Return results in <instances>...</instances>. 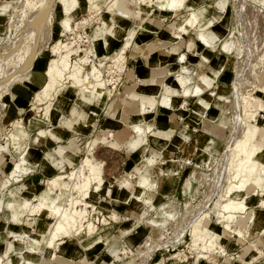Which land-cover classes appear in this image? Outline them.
I'll return each instance as SVG.
<instances>
[{"label":"rangeland","instance_id":"obj_1","mask_svg":"<svg viewBox=\"0 0 264 264\" xmlns=\"http://www.w3.org/2000/svg\"><path fill=\"white\" fill-rule=\"evenodd\" d=\"M8 1L11 2V6L8 5L9 11L5 16L0 17V148L5 146V136L7 133H9V131L11 132L15 129V123L19 120L20 124H22V127L24 126L23 130H27V134L36 133L38 127H51L49 120L43 115V110H38V113L33 111L31 119L29 118V110L32 106L31 100L33 96L32 87L34 86L29 84L30 89L28 90L25 88V91L22 92V95H24V97L27 99L26 105L21 110L13 108L10 101V95L13 89H21L23 88L24 84L28 85L27 80L17 81V77H19L20 73L23 70L24 73L27 71L30 72V70L33 69L36 59H38L45 68L49 60L54 57L52 47L55 45L56 41L66 37L70 38L68 40L69 42H77L75 44L76 54L72 55L73 60L83 56L86 49L93 45L95 56H89L93 59V63L97 68H104L102 69L103 74L106 66H108V68L111 67V65L112 67L116 66L120 70L123 68V72L113 73V78L115 79H112L110 84V79L106 78L108 80L106 81V92L110 99L105 105L99 106L96 104L97 107H100L105 111H102L101 109L96 111V109H94V117L99 119L100 126H109L105 121L107 119L110 120L112 117V113L110 114L109 108L114 106L112 111L115 118L113 119L116 121L114 123L116 126H118L117 128L123 126L125 127V123L119 121V118L122 114L119 104L114 103L121 99V97H127L126 94L129 93V90H131L130 87L136 86L138 84L133 83L127 87L129 83H127L125 75L128 71L127 67L129 66V63L127 60L126 51L124 53L125 57L123 59L113 56V53L121 46V38L129 30L131 26L130 24H132L131 21L133 20L131 19L130 22H128L127 26L124 28L126 30L125 32L123 27L113 22L111 14L114 11H108L105 9V0L96 1V3L99 5V7L96 8H92L86 0H79L78 7L77 9L75 8L76 10L73 12L74 16L70 22L71 30L67 31L60 29L59 26V19L63 14L61 6L58 3L59 0ZM219 1H223V3L226 4V9L224 14L221 16L222 21L216 27L220 30V37H225V39L222 46L219 44V48L217 47V50H215L214 53L218 54L219 51H221V60L223 64L217 80L211 84L209 89H205V94L203 93L204 97L211 103L210 108L205 109L194 100H189L187 107L185 106L184 108H180L181 106L179 107V104L181 99L176 97L177 101L176 105H174V109H180L184 115L176 117L174 126H172L173 128H167V134L161 136L154 134V136H159L162 139L154 138V142L156 143H149V146L147 144V149L142 154L140 153L143 147L142 149L140 148L139 151L132 157L133 161L131 160L130 162L125 159L122 148H127L128 150L129 147L127 143L131 133L128 135L126 140L127 142L118 147L112 144H105L104 146V143L98 141L94 145L95 147L93 150V155L95 159L100 162L104 183L101 184L103 189H101L99 193L91 192V196L87 198V200L93 206L89 205L90 207H88V209L92 212L90 211L91 213L86 218V221L93 222L97 228L89 237L82 234L61 236L57 242L64 241L63 238L67 241H75L78 244L81 243V239H83V241H92V244L95 241L101 240L102 238L106 239V242L113 241V238H118L122 235L130 233V228H126L118 229L117 233L114 234L116 225L122 224V217L120 214H124L127 211V213H132L134 218L133 225H136L137 229H139V233L143 232V236L147 234L146 230H151V233L147 234L145 239L135 248H130L128 246H124L122 248L110 247L109 253L114 256L115 260L127 258L131 261L135 260V264H146L151 260L153 264H156V262L158 264L162 259H157L153 253L156 249L162 248L161 250H157L155 253L160 255L163 251L164 257H169V259L171 257H175L172 258V261L186 263L187 261H194L197 257V250L189 246L191 241L190 239L192 238L191 228L193 224L199 223L198 227L200 229L208 227L213 230L215 229L216 232L222 228L221 225L215 221L217 217L215 212L218 209L219 202L223 198V195L221 194L223 188L228 183V175L232 171L230 164H228V158L230 154L229 149L232 147L231 144L234 142V140L236 141L238 137L242 136L247 125H253L254 123L252 120L247 119V116L245 115L246 113L241 111V104L239 102L244 95L247 97L252 96V89L254 88V85L264 82V0H190L188 3L195 4L196 2V6L198 7L204 5L202 8L197 9V15L202 18H207L216 12L217 8L215 3ZM2 4H4V0H0V10L3 9L1 6ZM188 9L189 7H185L182 10L176 11L177 16H175V12L173 13L164 11L165 14L163 13V10L152 12L150 6L138 4L136 6L135 14L137 17H139L137 20H134V26L132 27H134L136 33L138 26H140L136 21H141V19L144 20V17L147 15H150L155 19L162 18L166 21L176 20L178 22V16L185 14V11H188ZM112 17H114L115 20L119 18V16ZM101 19L105 20L106 27L111 30L113 36L116 37L114 38L113 36H107L109 41L112 38L116 42L113 47H110V44H107L106 46L105 44L101 43L99 40L101 36L95 40L96 34H98L100 31L99 26ZM125 21L129 20L126 19ZM186 35L187 36L185 38H191L193 41L197 42L193 30H189V33ZM134 36L135 34L131 39L129 47L133 44ZM182 43L183 40L177 43V45L180 46ZM151 44L152 43L146 44L147 47L144 50V53L151 50L153 47L150 46ZM198 44L201 45L200 43ZM159 46H162V44ZM226 46L230 48L229 51L225 49ZM189 47L188 49L190 50L191 47ZM137 49L138 47L133 44L132 54H137ZM195 54L199 56V59L194 63L198 68H202L207 60L203 57L202 53H196L195 51ZM106 61H109L107 65ZM212 61V63L215 62V60ZM110 62L112 63L110 64ZM194 63H192L190 60L187 61L186 64L188 67H193L192 64ZM90 67V64L84 66L85 70H89ZM159 69V73H166L167 69L165 67ZM109 77L111 78V76ZM34 78L37 79L38 82L44 81V71H41V73L34 76ZM103 78L105 79V74L103 75ZM138 80V82H140V78H138ZM163 80H166L167 83L173 85H171V88L169 89L170 91L168 92L172 95H177V85L176 82L173 81V76L166 75ZM42 83L38 85V87H35V89L39 88ZM109 87L112 89V91H109ZM124 87H126L125 90ZM140 89L141 88L139 87L137 90ZM67 90V92L64 91L62 92L63 94L61 93V95H64L63 100L65 102L68 101L69 106L74 104H78L80 106V103H82V101L78 99L80 94H77V91L74 88L69 87ZM158 90L159 87L153 89L154 92H157ZM213 91L217 92V94L214 95ZM158 95L159 94L149 95V98L147 97L144 100L145 104L149 105L151 102L154 103L160 98V95ZM218 95H221L223 99L218 97ZM260 95L261 100L258 104V110L256 113L258 126L264 125V108H261L263 106L261 102L264 103V93H261ZM131 96L137 97V94H131ZM132 103L133 109L127 110L123 108V110L125 114H127L128 111L132 112L133 114L128 115V117L130 116V120H135L138 118V116L140 117V115H136L135 112L137 108V101ZM156 106L157 104L155 105V108ZM207 110L208 114L203 113ZM108 115H111V117H108ZM202 115H207V118L209 119L203 118ZM60 123L62 124L63 122ZM204 123H210L212 127H214L215 123L217 125L221 123L222 128H216L215 135H213L210 133V131H207L203 128ZM44 124H48V126H44ZM126 124L130 132L129 122H126ZM94 126L95 124L92 127ZM183 126L186 128V134L191 133V139L189 141H184L181 136L180 128ZM156 129L154 127L153 131L156 132ZM114 132L117 136L118 142H120V133L118 131ZM148 134L152 135L150 132H147V141ZM44 137L47 138L49 136L45 134L43 138ZM91 139L93 138H87V140ZM168 139H170V141H168ZM26 141L27 139L25 138L21 140V146H24ZM47 141L48 148L44 147V143H42L40 147L45 151H50L49 148H51L52 143L49 142V138H47ZM206 144L212 145L213 149L211 148L206 150ZM177 145L180 147V157L176 159L175 162H173L169 159L174 156L172 151H175ZM84 150L85 148L72 152L68 148V151L65 153L69 154L70 158L73 160V164H66L67 166H65L63 169L65 173L78 164V161L85 154ZM70 152L72 154H70ZM126 153L129 152L126 151ZM209 154L213 157L209 156ZM18 156L19 154L16 148L12 146V144L7 145V150L3 151L1 156L4 159V164L1 167L3 172L0 171V182H4L6 180V174L11 168V162L17 160ZM37 156L38 154L35 152H31L29 155L27 154L29 161H32V159L37 160ZM54 159L56 160V158ZM154 159H156V161L153 163V166H151L153 167V177L151 176V179H157L158 187L156 186L157 189L155 188L156 191L152 198L153 204L157 206L159 203L165 200L168 202H173L171 197L177 198L173 204L172 202H169L172 209L176 208L178 211H173L176 214L173 215L174 218L170 220L169 225L167 224L165 228H158L145 223L148 215H150L152 212L148 208H145V212H143L144 204L137 199H132L130 205L121 203V199H113L114 195H116V192H119L120 197H122L124 192L131 191L129 188L120 186V181L125 176L126 172H128L130 169L131 170L129 172L139 171L141 166L149 164V162L153 161ZM223 160H225V166L228 168L227 171H224V173H226V178L222 183L225 184L223 187L217 188L214 186V184L216 183V179L220 171L224 169ZM46 165H48V163H46ZM54 166L57 168L56 164H54ZM196 166L197 168H194ZM159 168L160 174L162 176L158 173ZM163 169L166 172L165 174H163ZM31 170V172L23 174L21 177V180L23 179L22 181L20 180L17 183L12 181L10 184H8V186L4 188L2 192H0V196H3L4 200L6 201L8 198H10V192L13 194L16 187L21 184H25L26 187L21 190L19 189L21 193L18 194L20 196L30 197L36 191L38 184L42 183L39 185V187H42L47 180V177L52 176L51 174L53 173L56 174L60 172H56L53 168H51V171H49L52 173L49 171V173L43 172V175L39 172H36V169L31 168ZM197 171L200 173V175ZM190 174H192L191 176L193 179L190 177ZM189 177L191 178L190 189H185L186 178ZM30 178L33 179L30 181ZM108 188L111 189L110 193L107 192ZM134 188L136 187L134 186L133 189ZM252 188L254 189L252 184L247 185L245 193L252 192ZM151 193L153 192L151 191L150 194ZM144 198L147 199L146 196ZM168 198L171 199L169 200ZM185 198L190 199V201L192 200V204H186L184 202ZM205 198H207V201H205ZM262 198H264V193L262 195L258 193L253 197V199L251 198L250 201L252 208L258 209V202L262 200ZM65 200L66 197L64 196L62 198V203H64ZM208 211L211 212L209 217L205 214ZM8 213L9 211L6 207H4L3 211L0 213V244L7 238L4 230L2 229V222L6 220ZM113 213L114 215H112ZM261 214L264 216V208H262ZM110 216L114 219V222H112ZM102 217L105 220L102 219ZM23 218H25V215ZM108 220L111 221L109 224ZM86 221L84 223H86ZM53 222V217L37 216V222L32 225L35 238H37L38 235L40 236V234H44L45 236L43 237L42 248H40L38 251L32 252L33 254H44L43 250L44 242L47 236V230L49 229V225ZM111 224H114L115 227L111 228ZM86 238L89 239L86 240ZM230 238H235V236H231ZM57 242L53 247L55 251L59 249V244H61ZM14 243H21V239L15 240ZM92 244L89 246H83V248L87 249ZM249 246L252 245L249 243ZM185 258H187V261L182 260ZM69 259H67L65 263L62 262L61 264H70L71 262ZM71 260L73 263L74 260L72 258ZM200 260L201 259H198V261Z\"/></svg>","mask_w":264,"mask_h":264},{"label":"bare ground","instance_id":"obj_2","mask_svg":"<svg viewBox=\"0 0 264 264\" xmlns=\"http://www.w3.org/2000/svg\"><path fill=\"white\" fill-rule=\"evenodd\" d=\"M86 1L92 8L99 7V5L96 3V1L98 0ZM189 1L190 0H105L104 6L106 10L114 11L111 14L112 20L114 18L112 16L116 15L122 17L123 19L126 18L137 20L139 16H136L135 11L138 4L150 6L152 12L160 10H163V13L164 11L173 13L175 12V16H177L176 11L182 10L185 7H189L188 11H185L186 13L184 12L185 14H180L181 16H178V22L174 20L172 34L179 39V41L177 42L179 43L181 42V40H183L184 35L189 33V30H193L195 32L196 41H199L202 44V49H198L196 53H202L203 57L208 62L209 53L211 51L217 50L219 44L217 43V45L216 43L210 41L205 31L210 27L215 28L217 23L222 20L221 16L225 12L226 4L223 3V1L216 2V12L211 16H208L207 18H202L197 15V9L202 8L204 5L198 7L196 6V2L195 4H189ZM58 3L60 4L61 10L63 12L61 18L59 19L60 29H64L67 31L71 30L70 22L74 16L73 12L78 7L79 0H59ZM8 5L11 6V2L8 0H4V4L1 5L3 9L0 10V16H5L7 14V12L9 11ZM99 27L100 31L98 34H96L95 40H97L101 36L99 40L101 41V43L107 46V44H109V39L107 38V36L109 35V37H112L113 34L111 30L106 27L105 20H100ZM215 30L218 37H220L219 28L216 27ZM134 34V27H130L129 30L121 38V46L116 49V51L113 53V56L118 57L119 59H123L125 57L124 53L128 49ZM69 39L70 38L66 37L63 39H58L56 41L55 45L52 47L54 57L49 60L44 69L45 80L39 88L35 89V87L31 86L33 88V96L31 100L32 106L29 110L30 119L33 111L37 112L38 110H43V115L49 120V123H51V111L54 107L63 102L64 95H61V93L64 91L67 92V89L69 87L74 88L77 91V94H80L78 99L81 100L82 103L79 102L80 106L78 104H75L79 107H82V104L86 103V101H88L89 103L93 101L95 105L97 104L99 106H102L105 105L106 102H108V100L110 99L106 92V81H108L107 79H110V84L112 82V79H115L113 78V73L123 72V68L120 70L116 66L112 67L111 65V67L109 68L108 66H106L104 74L105 79H107L105 80L103 78L104 74L102 70L104 68H97L93 63V59L89 56H95L93 45L86 49L83 56L73 60L72 55L76 54L75 44L77 42H69ZM177 43L174 45H177ZM161 44L164 45L165 43H159L158 41H156L151 44V46H153L151 49L159 47V45ZM189 46L191 48L194 47V42L192 40H190L188 47ZM225 49L228 51L230 50L228 46H226ZM177 59L178 64L176 69L172 71H168L167 69L166 73H168H165L166 75L173 76V81H175L177 85V95H172L168 92L170 91L169 89L171 88L172 84L170 85L166 82V80H163L166 76L163 72L159 73L157 76H153L147 80H144V82L140 80L141 83L151 81L154 84H158L159 90L157 92L151 93L143 90H135V86H133L130 87L131 90H129V93L126 94L127 97L130 96V99L137 101V108L135 112L136 115H140V118L129 121L131 134L128 138L129 140L127 143L129 147L128 152H132L134 150L137 151V149H139L140 147H143L140 154L146 151L148 143L146 138L147 132H150L152 135L155 134L159 136L167 134L168 129L155 128L156 132H154V125L144 121L142 117L145 113L153 112L155 110L156 104L161 105L168 110H171L174 108V105H176L177 97L181 99V105L179 104V107L181 106L180 108H184L185 106L187 107V103L189 100H194L205 109L210 108L211 103L204 97V92L205 89H209L211 84L217 80V77L222 69V60L220 59L218 61L217 65L215 66V72L213 74H206L204 71L200 72V68H198L194 62L193 67H188L186 63L190 60H187L186 54L184 52H181ZM108 63L109 61H106V65ZM111 63L112 62H110V64ZM87 64L91 65L89 70H85L84 68V66ZM28 73V71L24 73L23 70L20 73L19 77H17V81H29ZM109 76H111V78ZM253 87L254 88L252 89V96H242L239 103L241 104V111L243 113H246L245 115L247 116V119L252 120L254 123L253 125L248 124L247 127L245 126L246 128L244 129L242 136L238 137L237 140H234V142L231 144L232 147L229 149L230 154L228 158V164H230V168H232V171L230 174L228 173V183L223 188L221 194L223 195V198L219 202L218 209L215 212L217 216L215 221L221 225L222 230L229 232L232 237L235 236V238L239 239L240 241L249 236L250 231L255 227L256 221L259 218L263 224L259 233H264V216L262 217L261 214L262 208H264V198H262V200L258 202V209L252 208L250 201V199H253V197L258 193L260 195L264 193V147L256 143L254 140L256 132L259 129H264V125H257L256 114L258 110V104L261 100L260 94L264 93V82L257 83ZM109 91H112L110 87ZM131 94H137V97H132ZM153 94H159L160 98L154 103L151 102L149 105H146L144 100L149 95ZM213 94L216 95L217 92L213 91ZM218 97L222 98L221 95H218ZM261 108H264V103ZM94 113L95 110L92 111L93 115ZM86 114L87 113H85V115ZM19 121L15 123V129L11 132L9 131V133H7V135L5 136V146L0 148V171L2 172L3 170L1 169V167L4 164V159L1 156L2 152L7 150V145L12 144V146L16 148L19 154L17 160L11 162V168L6 174V180L4 182H0V192H2L3 189L6 188L12 181L18 182L21 180L23 174L32 171L31 168L36 165V162L29 161L27 157L28 149L32 144L38 142L39 137H43L45 136V134H47L49 138L54 141L58 142L60 140L57 134H55V132L53 131L52 127L49 126L37 129L36 133L34 134H27V130H23L24 126L22 127V124H20ZM60 122H63L62 124L65 123L69 128H72V124L74 121L70 117H62ZM51 125L52 124H50V126ZM210 126V123H204L203 128L213 134L211 132ZM24 138L27 139L26 144L24 146H21L20 141ZM98 141L104 143V146L105 144H112L116 147L122 146L120 142H118L117 136L114 131H100L98 134H96L95 137H93V139L87 140L85 142V154L78 161V164L75 167L68 170V172L66 171V173L61 172L49 176L44 185L42 187L38 186L33 195L31 194L32 196H21V199L18 203H14V201L12 202L10 198L5 201L3 196H0V213L3 211L4 207H6L9 211L7 222L21 224L22 218L25 214L26 217L33 218L34 222L36 223L37 218L35 216L39 215L42 212H46L54 218V222L49 225V229L47 231L46 240L44 242L43 255L34 253L37 255V259H31L27 256L28 253L33 254L32 252L38 251L43 246L42 241L45 235L40 234V236L38 235V237L35 238L33 229V234H25L23 232L24 235L14 236L18 239H21V243L19 244H15L13 241L4 242L5 247L0 248V264H60L57 261L59 256L53 249V247L61 236H73L82 234L89 237L94 233L97 228L96 225L93 222L86 221V218L92 212L88 209V207L93 206L87 200V198L91 196V192L98 193L102 189L101 184L104 183V177L100 167V162L97 161L93 155V150L95 147L94 145ZM68 148L71 147L62 146L60 144L55 145V147L45 153V157L55 162L56 160L54 158L55 154H57L60 157V160L56 163H58L60 168H64L67 163L72 165L73 160L70 158L69 154L65 153L66 151H68ZM205 148L206 150L211 149L212 145L206 144ZM172 153H174V156L169 160L175 162L176 159L180 157V147L177 145V148L175 149V151H172ZM209 156L211 155L209 154ZM155 161L156 159L149 162V164L147 165L141 166L139 171H128L126 174V181L130 183L133 182L134 185L140 187L137 193H131V195L136 197L138 201L144 204L143 212H145V208L150 209L152 212L150 213V215H148L145 223L154 227L165 228L167 224L169 225L170 220L174 218L173 215L176 214L173 211L176 212L177 209H172L171 204L169 203L172 201L168 202L167 200H165L159 203L157 206L153 204V199L150 195V192L155 190L157 182L151 179L150 167L153 166V163ZM223 163L224 169L220 171L216 179V183L214 184V186L217 188H221L225 184L222 183L226 178V173H224V171H227L228 168L225 166V160H223ZM194 168H197V166ZM162 171L163 174L166 173L164 169ZM191 175L192 174H190V177L192 178ZM190 177L186 178L185 189H190ZM249 184H252L254 186V189L252 188L253 191L250 193H245V189ZM22 187L24 188L26 187V185L22 184ZM107 192L110 193L111 189H108ZM19 193H21V191H19ZM64 196L66 197V200L64 201V203H62V198ZM145 196L147 197V199L144 198ZM171 198L168 199L173 200V204L177 198ZM206 199L207 198H205V201H207ZM184 202L186 204H189L192 202V200L190 201V199L185 198ZM210 213L211 212L208 211L205 214L209 217ZM112 215H114V213ZM110 218L112 221H114L111 216ZM102 219L104 218L102 217ZM85 221L86 223H84ZM108 221L109 224L111 221ZM198 224H193L191 228L192 238L190 239L191 241L189 244V246L197 250V257L194 261L197 262L198 259H205L207 257H210V255L213 253H223L224 247L223 245H221L220 236L215 231V229L213 230L208 227L200 229L198 227ZM97 233L99 234L98 231ZM87 239L89 238H86V240ZM57 243L60 242L58 241ZM82 243L84 246H89L90 244H92V241H83ZM259 253L261 252L259 251ZM69 261L72 263V260Z\"/></svg>","mask_w":264,"mask_h":264},{"label":"crops","instance_id":"obj_3","mask_svg":"<svg viewBox=\"0 0 264 264\" xmlns=\"http://www.w3.org/2000/svg\"><path fill=\"white\" fill-rule=\"evenodd\" d=\"M165 17H167V16H165ZM0 20H1V18H0ZM113 20L115 23H117L118 25H120L124 29L127 26L128 22H130L131 19H128L129 21H125L126 18L123 19L122 17L119 16L118 19L115 20V18H113ZM221 21H219V23ZM131 22H132V24H130L131 25L130 27L134 26V20ZM136 22H138L139 25H141V26H138L136 33H135V36H134V39H133V44L138 47V49L136 51L137 54H132L133 44H132V46H130L126 50V56H127V60L129 63V66L127 67L128 71L126 72V75H125L126 81H127V83H129L127 85V87H129L133 83H136L138 85H136L134 87L135 90L139 89V87H140L141 88L140 91L143 90V91L152 93V92H154L153 89H156L158 87V84H154L151 81L146 82V83H141V82H138V78H140V80L144 81V80L149 79L150 77L157 76L160 72L159 68H162V67H165L166 69H168V71H172V70L176 69L177 64H178L177 58L181 52H184L187 56V60H191L192 63L199 59V56L197 54H195V51H198V49L199 50L202 49L201 42L197 41L198 43L201 44V45H199L197 42L193 41L191 38H189V39L185 38L187 35H184L182 45H180V46L174 45L179 41V39L172 34V31H173L172 27H173L174 21H172V20L166 21L162 18L155 19V18L151 17L150 15H147L146 17H144V20H141V21L138 20ZM219 23H217V25ZM215 28L210 27L208 30L205 31V33H206V35L210 41H212L213 43H216V44L218 43V44L222 45L225 37H223V38L218 37ZM124 31L126 32L125 29H124ZM159 33H161V34H159ZM194 34H195V32H194ZM157 36H160V37H157ZM114 38H116V37H114ZM111 40L109 41V44H110V47H113L116 44V42L112 38H111ZM190 40H192L194 42V47H192L189 50L188 44H189ZM156 41H158L159 43H165V44L162 46L153 48L149 52L146 51L144 53V50L147 47L146 44L153 43ZM225 42H227V41H225ZM221 55H222L221 51H219L218 54H215L214 51H211L209 53L208 62H205V65L202 68H200V72L204 71L206 74H213L215 72V66L217 65L218 61L222 58ZM212 60H215V62L212 63L213 62ZM44 69L45 68L42 65V63L39 62L38 59H36L34 62V65H33V69L30 70V72L28 73V79L30 80L32 78L30 81H27L28 85L24 84L23 88L16 89V90L13 89L11 91L10 101H11L13 108L18 109V110H21L24 108V106L26 105V99L27 98L24 97V95H22V92L25 91V88L29 90L30 85H32L34 87H38V85H40L43 82V81L38 82L37 79L34 78V76H36L37 74H40L41 71H44ZM151 73H153V74H151ZM125 88L126 87H124V90H125ZM119 100H117L114 104H119V108H120V111L122 113L121 117L119 118V121H121L122 123H125V127L123 126L120 128H117L118 126H116V124L114 123V122H116V121H114L115 118H114L113 112H112L114 106L109 108L110 114L112 113L111 114L112 117H111V115H108V117H111V118H110V120L107 119L105 121L108 123L109 126H100L99 119L94 117V115L92 114V111L94 109H96V111H97L101 108L97 107L93 101H91L90 103L88 101H86V103L82 104L84 107L83 106L79 107L78 105H75V104L72 106H69V102L68 101L65 102L63 100V102L61 104L54 107L51 111V118H50L51 123L50 124H52L51 127H52L53 131L55 132V134H57V136L60 138V140L57 142V141H54V140L50 139L49 137H47L50 140L49 142L52 143V146L49 149H52L53 147H55V145L61 144V145H65L67 147H71L72 149L69 148V150H71L72 152L79 151L82 148L84 149L85 142H86L87 138H93L96 136V134H98L100 131H103V130L118 131L120 133L119 134L120 135V137H119L120 144L123 145L125 142H127L126 140L128 138V135L130 134L129 129H128L127 124H126V122L130 121V118H129L130 116L128 117V115L133 114L132 112H129V111L127 112V114H125L123 108H125L127 110L133 109L132 108V105H133L132 102H134V100H131L130 97H128V98L127 97H125V98L121 97V99H119ZM261 104H263V103L261 102ZM162 108H164V107L161 105H157L153 112L145 113L142 116L144 121L153 124L155 128L167 129V128H173L172 126H174V122L176 120V117L184 115V113L182 111H180V109H174L173 108L170 111H168L166 108L165 109H162ZM101 110L105 111L104 109H101ZM53 112H55V113H53ZM85 113H87V114L85 115ZM203 113L208 114V110L204 111ZM202 116H203V118L204 117L207 118V115H205V116L202 115ZM62 117H70L74 121L72 124V128H69L65 123L64 124L60 123ZM138 118H140V117L138 116ZM207 119H209V118H207ZM219 121H220V119H219ZM94 124H95V126L92 127ZM44 126H48V124H44ZM214 127H212V125L210 126L211 132L213 134H215L216 128H218V127L222 128V125H221V123L218 125L215 123ZM38 129H39V127H38ZM180 130H181V136L184 139V141H189L191 139V133L186 134V128H184V126L182 128H180ZM29 134L31 135L34 133H29ZM171 135H170V137H171ZM47 138L46 137H44V138L39 137L38 142L35 144H32L31 147L28 149V155L31 152H35L36 154H38L37 160L33 159L31 161V162H36V165L33 166L32 168L36 169V172H39L41 174H43V172L47 173L49 170L51 171V168H53L54 171H56V172L60 171L58 173L64 172L63 171L64 168H60L58 163H55V162H59V159H60V157L57 154H55V158H56L55 162L53 160L51 161L45 157V153L47 151L43 150L40 147V145L42 143H44L45 144L44 147L48 148ZM154 138L160 139L161 137L148 134V143H147L148 146H149V143H156V142H154ZM254 140L256 143H258L264 147V129H259L256 132ZM168 141H170V139H168ZM173 145H176V144H173ZM140 148L142 149V147H140ZM122 149H123V153L125 155V159L128 162H130L131 160L133 161L132 157L139 151V149H137V151L134 150L132 152L126 153V151H128L127 148L126 149L122 148ZM70 154H72V153L70 152ZM46 163H48V165H46ZM54 164L57 165V168L54 166ZM65 166H67V165H65ZM152 171H153V167L150 168V173H151V176L153 177ZM50 173H52V172H50ZM158 173L160 174V168H159ZM53 174H51V175H53ZM126 174H127V172H126ZM126 174L122 178V180L120 181V186L124 187V188H129L131 191L124 192L122 197H120L119 192H116V195H114L113 199L114 200H120L121 199L122 200L121 203L126 204V205H130V203L132 202V199H134V198L136 199V197L132 196L131 193H137L138 190L140 189V187H138L137 185H134L133 183L127 182L126 181ZM31 179H33V178H30V181H31ZM40 180H42V179H40ZM155 180L157 182V187H158V181H157V179H155ZM41 184H38V186ZM38 186H37V188H38ZM134 186L136 188L133 189ZM19 188L23 189L22 184L15 188L13 194H12V192H10V199L12 202L14 201V203H18L21 199V196H19V194H18ZM102 189H103V187H102ZM155 191L156 190L152 191L153 193L150 194L152 196V198L155 194ZM8 215H9V213H8ZM120 215L122 217L121 222L123 225L117 224L116 230H114V234L117 233L118 229H126V228H130V233H128L126 235H122L118 238H113L110 236L111 238H113L112 239L113 241H108V242H106V239L102 238L99 241H95L87 249L83 248V246H84L82 243L83 239L80 240L81 243L78 244L75 241H71V240L67 241L63 238L64 241L60 242L61 244H59V249L56 250V253L58 255H60L58 257L57 261L61 264L62 262L65 263L67 261V259L70 258L69 260H71V258H72L74 260L72 264H135V262H136L135 260L131 261V260H128L127 258L115 260L114 256L109 253V248L110 247L111 248H122L124 246L135 248L139 245V243H141L145 239L147 234L151 233V230L145 229L147 234L143 236V232L139 233V229H137L136 225H133L134 218H133V215L131 212L127 213V211H126L124 214H120ZM37 216L51 217L46 212H42L39 215H36L35 217L37 218ZM262 217H263V215H262ZM30 218L31 217L25 216V218H22V223L20 224V223H14V222H7V217H6V220L2 222V229L4 230L7 238H6V240H4L0 244V246L2 248H4L5 247V243H4L5 241L12 240L14 242L15 240H18L17 237H14L15 235H24V233L25 234L26 233L33 234L32 225H34L35 222H34L33 218H31V219ZM112 222H114V221H112ZM125 222H128V223H125ZM110 226H111V228L115 227L114 224H111ZM262 226H263V224L260 221V218L257 219L256 225L250 231L249 236H247L245 238L246 240L244 239L241 241L237 238H230L232 235L229 232L222 230V228H221L220 230L217 231V233L220 236V242H221V245H223V247H224L225 253L224 252L218 253L219 255L213 253L210 255V257H207L205 259H201L197 263L193 260L187 261L186 260L187 258L182 259V260H186L187 261L186 263H180L177 261H172V258H175V257H171L170 259H169V257H164L163 251L160 254L161 256L157 255L156 253L154 255L156 256L157 259H162V260H160V263H158V264H264V233H261V234L259 233ZM249 243H251L252 246H249ZM259 251L261 253H259ZM27 256L31 259H37L36 254L28 253ZM56 264H58V263H56ZM146 264H153V262L150 260Z\"/></svg>","mask_w":264,"mask_h":264},{"label":"built area","instance_id":"obj_4","mask_svg":"<svg viewBox=\"0 0 264 264\" xmlns=\"http://www.w3.org/2000/svg\"><path fill=\"white\" fill-rule=\"evenodd\" d=\"M161 249H162V248H161ZM161 249H156V250L154 251L153 255L155 254V252H156L157 250H161Z\"/></svg>","mask_w":264,"mask_h":264}]
</instances>
